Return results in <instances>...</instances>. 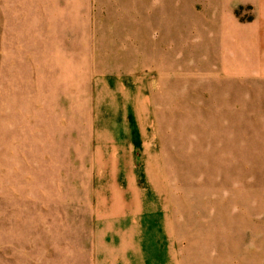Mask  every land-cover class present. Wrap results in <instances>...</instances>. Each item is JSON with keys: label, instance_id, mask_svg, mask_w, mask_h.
Returning a JSON list of instances; mask_svg holds the SVG:
<instances>
[{"label": "rangeland", "instance_id": "rangeland-1", "mask_svg": "<svg viewBox=\"0 0 264 264\" xmlns=\"http://www.w3.org/2000/svg\"><path fill=\"white\" fill-rule=\"evenodd\" d=\"M253 20L0 0V264H264Z\"/></svg>", "mask_w": 264, "mask_h": 264}, {"label": "crops", "instance_id": "crops-1", "mask_svg": "<svg viewBox=\"0 0 264 264\" xmlns=\"http://www.w3.org/2000/svg\"><path fill=\"white\" fill-rule=\"evenodd\" d=\"M236 4L242 6H249L250 10L254 12V20L250 25L253 30L252 35L256 41L254 42V51L257 53V59L264 61V0H234ZM246 37V35H245ZM244 37V38H245ZM246 50H244L245 52ZM249 52V49H248ZM252 67V66H251ZM246 68V67H245ZM244 66L240 67V71L245 69Z\"/></svg>", "mask_w": 264, "mask_h": 264}]
</instances>
